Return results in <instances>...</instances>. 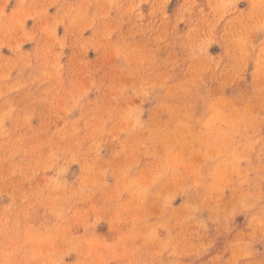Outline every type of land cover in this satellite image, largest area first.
Segmentation results:
<instances>
[{"label":"rangeland","instance_id":"1","mask_svg":"<svg viewBox=\"0 0 264 264\" xmlns=\"http://www.w3.org/2000/svg\"><path fill=\"white\" fill-rule=\"evenodd\" d=\"M0 264H264V0H0Z\"/></svg>","mask_w":264,"mask_h":264}]
</instances>
